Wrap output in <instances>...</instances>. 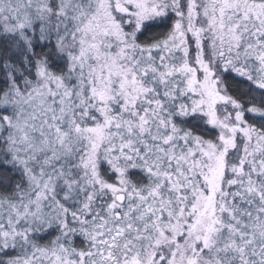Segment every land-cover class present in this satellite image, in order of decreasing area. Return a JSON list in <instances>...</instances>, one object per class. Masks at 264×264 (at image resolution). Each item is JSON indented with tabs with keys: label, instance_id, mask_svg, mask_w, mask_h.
<instances>
[{
	"label": "snow or ice",
	"instance_id": "snow-or-ice-1",
	"mask_svg": "<svg viewBox=\"0 0 264 264\" xmlns=\"http://www.w3.org/2000/svg\"><path fill=\"white\" fill-rule=\"evenodd\" d=\"M0 264H264V0H0Z\"/></svg>",
	"mask_w": 264,
	"mask_h": 264
}]
</instances>
